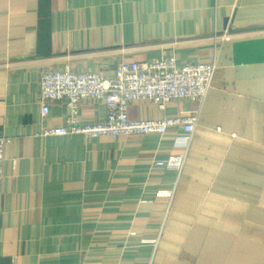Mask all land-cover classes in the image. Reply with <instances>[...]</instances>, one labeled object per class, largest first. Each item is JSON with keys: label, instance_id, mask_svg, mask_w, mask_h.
Returning <instances> with one entry per match:
<instances>
[{"label": "crops", "instance_id": "obj_1", "mask_svg": "<svg viewBox=\"0 0 264 264\" xmlns=\"http://www.w3.org/2000/svg\"><path fill=\"white\" fill-rule=\"evenodd\" d=\"M214 62L200 105L134 102L130 120L199 113L164 135L42 137L41 70ZM103 101L79 105L103 122ZM0 264H264V0H0ZM161 162L163 167L155 164Z\"/></svg>", "mask_w": 264, "mask_h": 264}, {"label": "built area", "instance_id": "obj_2", "mask_svg": "<svg viewBox=\"0 0 264 264\" xmlns=\"http://www.w3.org/2000/svg\"><path fill=\"white\" fill-rule=\"evenodd\" d=\"M216 65L186 63L177 65L173 57H162L144 63L119 62L112 78L98 72H70L41 70V115L49 112V104L62 102L67 108L64 127L43 129L40 136H83L85 138H115L118 136L164 135L180 130L185 146L193 137L199 122V113L179 115L171 119L130 120L128 110L134 102H148L164 110L180 100L204 104L212 86ZM87 100L103 101L107 116L103 122L82 124L79 105ZM11 139L0 136V179L6 148ZM157 167L164 164L158 162Z\"/></svg>", "mask_w": 264, "mask_h": 264}]
</instances>
